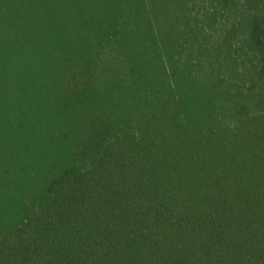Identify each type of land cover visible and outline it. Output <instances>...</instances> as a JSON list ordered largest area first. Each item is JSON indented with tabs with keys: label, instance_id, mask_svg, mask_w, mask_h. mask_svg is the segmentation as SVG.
Here are the masks:
<instances>
[{
	"label": "trees",
	"instance_id": "1",
	"mask_svg": "<svg viewBox=\"0 0 264 264\" xmlns=\"http://www.w3.org/2000/svg\"><path fill=\"white\" fill-rule=\"evenodd\" d=\"M0 264H264V0H0Z\"/></svg>",
	"mask_w": 264,
	"mask_h": 264
}]
</instances>
